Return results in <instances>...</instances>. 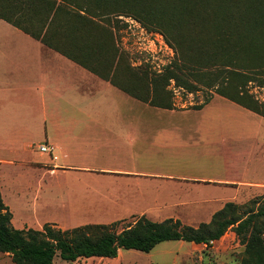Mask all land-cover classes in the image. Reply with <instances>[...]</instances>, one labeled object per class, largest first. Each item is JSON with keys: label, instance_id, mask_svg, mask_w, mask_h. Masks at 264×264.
<instances>
[{"label": "rangeland", "instance_id": "rangeland-1", "mask_svg": "<svg viewBox=\"0 0 264 264\" xmlns=\"http://www.w3.org/2000/svg\"><path fill=\"white\" fill-rule=\"evenodd\" d=\"M122 19L124 22L115 36L129 66L138 72L142 68L149 75L161 73L176 57V50L165 34L146 28L134 19ZM241 86L255 101L264 104V84L254 80ZM168 89L173 91L174 109L155 108L145 102L133 106L124 101L126 98L117 96L124 112L123 119H118L110 102L106 110L100 105L97 123H87L93 128L89 142L97 143L95 152L64 154L59 161L63 167L58 172H52L50 164L44 162L52 156L39 148L46 143L43 137L28 144L34 153L25 163H1L0 189L13 213V225L42 229L44 224L52 222L68 229L89 223L121 221L116 227L121 231L145 215L153 221L172 216L183 225L198 227L202 222H209L229 201L245 205L263 197L264 191L242 188L235 200L229 197L230 191L194 182L191 178L185 181L161 176L129 177L126 173L99 174L102 171L97 166L117 163L130 169L146 166L154 173L186 174L198 181L215 178L222 172V161L213 153L214 148H244L255 142L244 139L238 143L230 135L235 129L234 108L221 99L201 109L205 98L216 94L214 90L203 87L188 93L175 87L173 81ZM82 132L86 134L87 129ZM156 137L161 144L175 149L146 151L145 141ZM77 162L97 167V170H93L94 173L78 171L74 169ZM210 200L216 201L208 203ZM242 252L243 246L236 234L228 230L210 245L168 240L150 252L122 249L116 258L92 257L75 262H67L58 255L54 264H241ZM0 264L16 263L10 254L0 252Z\"/></svg>", "mask_w": 264, "mask_h": 264}, {"label": "trees", "instance_id": "trees-1", "mask_svg": "<svg viewBox=\"0 0 264 264\" xmlns=\"http://www.w3.org/2000/svg\"><path fill=\"white\" fill-rule=\"evenodd\" d=\"M0 18L151 106L174 109L173 81L188 93L212 89L264 117V104L241 86L264 84V0H0ZM122 18L160 30L175 48L161 73L129 66L115 36ZM12 220L0 189V252L16 264H54L58 255L67 262L116 258L122 249L150 252L168 240L210 245L228 230L243 246L241 264H264V196L245 205L229 201L198 227L145 215L121 231V221L36 229L16 228Z\"/></svg>", "mask_w": 264, "mask_h": 264}, {"label": "crops", "instance_id": "crops-1", "mask_svg": "<svg viewBox=\"0 0 264 264\" xmlns=\"http://www.w3.org/2000/svg\"><path fill=\"white\" fill-rule=\"evenodd\" d=\"M117 96L126 98L124 101L133 106L142 102L25 30L0 18V164L25 163L34 153L28 144L38 137H43L46 143L54 147L53 154L48 153L52 157L44 160L47 165L50 164L52 172L61 170L63 164L59 161L63 160L64 154H93L97 143L89 142L93 128L87 123H97L99 106L106 110L108 102L118 113L115 117L123 119L124 112L120 109ZM216 99L234 108L235 129L230 135L238 143L244 139L255 141L244 148H214L213 153L222 161V172L217 177L198 181V178L186 174L154 173L146 166L130 169L117 163L97 166L102 171L99 174L110 176L126 173L129 177L161 176L185 181L191 178L194 182L228 190L229 197L233 196L235 200H238V192L242 188L263 192L264 118L217 93L201 109ZM81 116L85 119L82 120ZM84 129H87L86 134L82 132ZM145 143L148 152L160 151L158 148L166 152L175 149L161 144L158 137ZM82 148L85 149L83 152ZM79 163H74V169L78 171L94 173L93 170H97V167ZM197 186L195 188H200Z\"/></svg>", "mask_w": 264, "mask_h": 264}, {"label": "built area", "instance_id": "built-area-1", "mask_svg": "<svg viewBox=\"0 0 264 264\" xmlns=\"http://www.w3.org/2000/svg\"><path fill=\"white\" fill-rule=\"evenodd\" d=\"M41 152L53 154L54 147L50 143H44L39 146ZM54 158H57L55 155ZM214 242V241H213Z\"/></svg>", "mask_w": 264, "mask_h": 264}]
</instances>
